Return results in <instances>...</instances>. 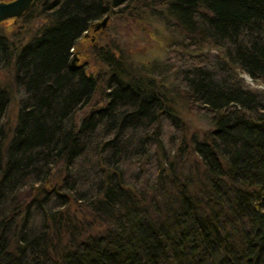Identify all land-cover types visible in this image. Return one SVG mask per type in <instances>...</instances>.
I'll return each mask as SVG.
<instances>
[{"label": "trees", "instance_id": "obj_1", "mask_svg": "<svg viewBox=\"0 0 264 264\" xmlns=\"http://www.w3.org/2000/svg\"><path fill=\"white\" fill-rule=\"evenodd\" d=\"M107 13L165 24L175 63L96 43L100 87L71 60ZM18 20L23 42L0 32V264H264V0H33ZM199 104L210 127L189 133Z\"/></svg>", "mask_w": 264, "mask_h": 264}, {"label": "rangeland", "instance_id": "obj_2", "mask_svg": "<svg viewBox=\"0 0 264 264\" xmlns=\"http://www.w3.org/2000/svg\"><path fill=\"white\" fill-rule=\"evenodd\" d=\"M106 15H108V19L105 25L96 30L91 28V30L87 31V35L81 36L76 50V55L78 56L76 64L82 66L85 65V69L95 76L100 87L104 86L103 83H105L107 77L104 73V68H99L96 64V59L92 53L93 44L109 43L110 40H114L118 45L127 49V52L129 51L131 60H134V65L137 67L146 66L147 68H150L152 65H155V63H158L160 67H163L166 62H174V60L169 59L168 42L169 38H171V30L165 27V24L157 20L156 22L152 21L151 23L143 22L144 26L142 23L136 22L133 17L126 13H107ZM19 17L9 18L2 21L0 23V32L13 37L15 33L17 34L18 26L22 24V27L25 28L23 23L18 22ZM102 18L97 21H100ZM37 21L31 24L32 28L37 27L39 24ZM147 28L150 29V31L147 30ZM26 35L28 34H25V32H21L20 35H18L21 37L19 43L24 41ZM70 51L73 52L74 50L70 49ZM243 75L247 81L252 85H255L247 75ZM0 80L2 82L8 80L7 70L0 71ZM170 80L173 81V76L170 77ZM260 86L264 88V85ZM98 98L99 94L96 93L93 98L94 101L85 106L83 110L91 112L94 108L95 100L101 103V99L99 100ZM8 106L7 119L12 123L16 111V103L14 99L9 102ZM203 109V105L199 104L197 106H190V110H186L184 113L189 133L202 131L210 127L209 119L204 115ZM78 113V115L81 116V112Z\"/></svg>", "mask_w": 264, "mask_h": 264}, {"label": "water", "instance_id": "obj_3", "mask_svg": "<svg viewBox=\"0 0 264 264\" xmlns=\"http://www.w3.org/2000/svg\"><path fill=\"white\" fill-rule=\"evenodd\" d=\"M33 0H0V23L5 19L17 18L21 16L31 5ZM108 19V15H105L100 21L92 24V29L96 30L101 26H104ZM87 31L84 33L86 34ZM78 56L75 54L71 60V65L76 64Z\"/></svg>", "mask_w": 264, "mask_h": 264}, {"label": "bare ground", "instance_id": "obj_4", "mask_svg": "<svg viewBox=\"0 0 264 264\" xmlns=\"http://www.w3.org/2000/svg\"><path fill=\"white\" fill-rule=\"evenodd\" d=\"M70 49H73V48H70Z\"/></svg>", "mask_w": 264, "mask_h": 264}]
</instances>
